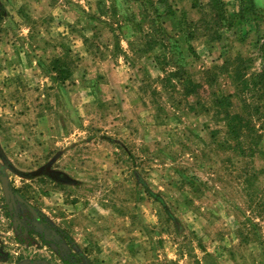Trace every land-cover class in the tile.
Returning a JSON list of instances; mask_svg holds the SVG:
<instances>
[{
    "label": "rangeland",
    "instance_id": "374dc122",
    "mask_svg": "<svg viewBox=\"0 0 264 264\" xmlns=\"http://www.w3.org/2000/svg\"><path fill=\"white\" fill-rule=\"evenodd\" d=\"M221 1L0 0V264H264V0Z\"/></svg>",
    "mask_w": 264,
    "mask_h": 264
},
{
    "label": "trees",
    "instance_id": "16d2710c",
    "mask_svg": "<svg viewBox=\"0 0 264 264\" xmlns=\"http://www.w3.org/2000/svg\"><path fill=\"white\" fill-rule=\"evenodd\" d=\"M133 2L138 3L140 6H145V5H149V0H132ZM209 2V6L212 9V14L210 15L211 20L213 21L214 24L218 25V24H222V22H225V12H224V8H223V4L221 0H208ZM158 3L163 4L164 0H158ZM192 8H195L197 5L195 3V1L192 2ZM1 9V7H0ZM166 15H173L171 9H166L165 11ZM130 17H132L130 15ZM205 20V19H204ZM203 20V23H205V21ZM210 23H206V25H209ZM220 26V25H219ZM136 28H138L139 32H142V30L140 29V26H137ZM194 38V34L192 33H188L187 34V39H193ZM220 37L219 35H215V40H219ZM148 45V47H146L145 49H143L141 52H150L153 49L154 43H145ZM187 49L189 51V53L193 56L196 57V53L193 49V47L188 44L187 45ZM259 52H260V59L262 62H264V39L261 42V44L259 45ZM65 64H60L59 60H55L52 61V70H55L58 73H62L63 77L60 80H66L70 75L71 72L69 69H65ZM180 72H182L180 70ZM180 72L174 73V77H178V80L180 82H182V78L183 76L181 75ZM256 78L259 80L256 84H253L254 87H256L257 89H255V91H257L256 93H259L258 97H261V92L264 86V70L260 71L257 73ZM63 83V82H62ZM257 84H259L260 87H257ZM256 85V86H255ZM199 88H200V84L198 83H193L192 81H190L189 79L185 82V84L183 85V90L187 95H191V94H195L197 95L199 92ZM231 96L228 95L227 97H224L221 94H218L214 97L213 101L214 104L216 106H221V107H228L230 106L229 102H226V99ZM263 107H264V101H263ZM259 109V108H257ZM225 117H226V127L228 129V133L233 136L236 146L238 148H241V138L243 139L246 133H252L253 132V128H252V121L245 115L243 114H230V113H225ZM243 130L245 131L244 133ZM244 134V135H243ZM149 194V192H148ZM22 205H25L23 203H20ZM37 216V214H36Z\"/></svg>",
    "mask_w": 264,
    "mask_h": 264
},
{
    "label": "water",
    "instance_id": "95a60500",
    "mask_svg": "<svg viewBox=\"0 0 264 264\" xmlns=\"http://www.w3.org/2000/svg\"><path fill=\"white\" fill-rule=\"evenodd\" d=\"M1 158H2V160L4 161V165H5V167H7V168H11V169H12L11 165L6 161L5 157L1 155ZM5 167L2 166V165H0V172H4ZM0 183H1V188H2V192H3L4 198H5L6 200H8V199L10 198V190H9V186H8V180H7V178H6L5 176H3V175H0ZM15 198H16V200H17L19 203H23V204H25L24 201H23L19 196H15ZM25 205H26V204H25ZM26 206H27V205H26ZM27 208H28L29 211L32 213V215L35 217V216H36L35 211H34L31 207H29V206H27Z\"/></svg>",
    "mask_w": 264,
    "mask_h": 264
},
{
    "label": "flooded vegetation",
    "instance_id": "af4514ba",
    "mask_svg": "<svg viewBox=\"0 0 264 264\" xmlns=\"http://www.w3.org/2000/svg\"><path fill=\"white\" fill-rule=\"evenodd\" d=\"M19 203V202H18ZM24 206H26V205H24Z\"/></svg>",
    "mask_w": 264,
    "mask_h": 264
}]
</instances>
